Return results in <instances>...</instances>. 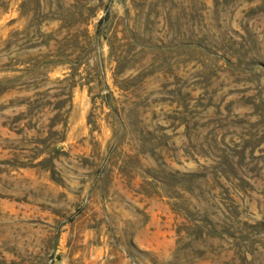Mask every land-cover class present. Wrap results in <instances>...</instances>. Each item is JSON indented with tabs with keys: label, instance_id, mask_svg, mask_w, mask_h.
<instances>
[{
	"label": "rangeland",
	"instance_id": "374dc122",
	"mask_svg": "<svg viewBox=\"0 0 264 264\" xmlns=\"http://www.w3.org/2000/svg\"><path fill=\"white\" fill-rule=\"evenodd\" d=\"M0 264H264V0H0Z\"/></svg>",
	"mask_w": 264,
	"mask_h": 264
}]
</instances>
